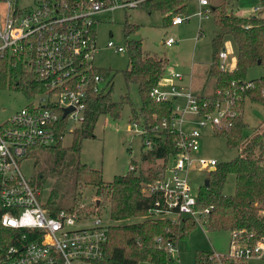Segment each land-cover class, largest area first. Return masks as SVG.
Masks as SVG:
<instances>
[{
  "label": "built area",
  "instance_id": "2783aa9c",
  "mask_svg": "<svg viewBox=\"0 0 264 264\" xmlns=\"http://www.w3.org/2000/svg\"><path fill=\"white\" fill-rule=\"evenodd\" d=\"M142 1L38 0L24 12L6 3L0 21V59H13L11 68L17 63L25 65L27 72L43 84L44 92L37 103L21 108L0 125V206L4 211L0 215V226L18 233L14 243L0 251V264H92L102 258L109 226L100 216L84 212L83 206L73 211H50L40 202V191L21 175L18 165L31 149L55 143L63 110L72 109L63 120L81 122L87 91L91 84L94 88L93 84L101 82L99 77L90 76L95 69L92 61L96 53V15L103 11L134 9ZM193 1L198 7L197 18L210 15V0ZM250 16L264 19V0H259L251 9ZM184 21L186 17L174 16L170 25L177 26ZM174 43L167 38L163 45L168 48ZM106 48L125 52L124 47L115 46L111 41L106 43ZM217 57L218 70L233 69L234 61L229 68L224 64L227 54L223 48ZM181 79L180 74L171 73L170 79L163 78L150 91L154 103L172 104L167 128L175 137L177 154L164 165L160 179L148 190L141 191L143 195L156 192L159 196L148 211L149 217L167 219L174 216L195 220L203 227L210 208L198 210L197 193L193 194L188 184V172L193 166L206 173L214 170L218 163L215 159L197 157L199 141L205 130L214 134L229 129L238 113L230 100L204 101L199 105L198 97L189 88L173 84L172 80L179 82ZM251 87L250 81H243L239 89ZM206 104L211 110L202 112ZM128 129L143 139L145 148L149 149L144 128L131 123ZM229 246L225 255L210 253L206 262L196 264H225L226 260L259 258L264 251V234L250 245L239 243L237 235L233 234ZM166 249L173 254L174 246L170 243Z\"/></svg>",
  "mask_w": 264,
  "mask_h": 264
},
{
  "label": "trees",
  "instance_id": "16d2710c",
  "mask_svg": "<svg viewBox=\"0 0 264 264\" xmlns=\"http://www.w3.org/2000/svg\"><path fill=\"white\" fill-rule=\"evenodd\" d=\"M188 0H144L138 4L146 13L158 12L162 16V23L167 24L172 16L185 13ZM215 10V9H214ZM213 14L218 32L211 39L212 61L207 70V76L213 80L212 96L207 102L230 100L235 106L238 115L232 120V126L214 133L215 136L225 140L227 148L238 149L242 144V131L245 123L242 120L243 102L250 101L264 109V77L251 81L252 87L240 90L245 81L247 69L251 66H264V19L261 17H237L235 15ZM94 32V30H92ZM133 32L131 26L124 25L123 36ZM229 38L235 49L234 67L231 71L218 70L215 59L222 49L221 42ZM128 67L121 71L124 85L136 87L140 105L131 104L128 96L119 97L112 101L110 94L112 85L106 83L107 90L99 89L98 85L104 82L108 72L93 69L90 76H97L101 82L94 88L88 89L87 98L83 105L82 120L79 127L71 133V143L68 147H61V139L65 131V120L59 118L55 133V143L48 147H37L47 151L51 162L49 174H57L63 168L68 157H75L76 164L73 170L75 190L83 186H92L97 206L107 209L108 218L114 224L107 230V241L103 246L102 258L92 264H163L166 257V245H176V242L187 236L194 228L189 219H182L179 223H171L167 219H154L149 217L148 211L153 208L159 199L156 192L143 195L142 189L149 187L160 179L163 167L169 158L177 154L175 137L167 128V121L172 114L171 102L154 103L150 98V91L157 87L166 73L164 60L145 54L138 40H129L124 44ZM13 59H0V89L9 88L22 92L26 97L44 92L42 83L35 80L31 72L11 82ZM25 83H22V81ZM239 96V99L237 98ZM199 100V98H198ZM200 102V101H199ZM201 103H199L200 105ZM127 106L130 113L129 124L134 123L147 131L149 149L145 148L141 139L140 160L148 164L145 173H135L132 163L128 172L123 176H115L111 182L103 183L99 171L92 170L77 161L80 142L82 139L91 138L93 127L99 116L106 115L112 119L119 116V111ZM208 104L202 112H208ZM162 123H165L162 127ZM31 149V150H33ZM30 150V151H31ZM28 152L27 157L30 154ZM154 162H158L153 168ZM228 175L234 178L233 194H222V186ZM46 180L40 174L29 183L38 191ZM205 180L196 194L198 210L210 208L205 216L204 227L206 231H227L230 237L237 235L238 242L253 244L264 234V132L255 134L242 148L240 154L230 161L217 163L214 170L208 172ZM53 190L49 192L45 206L50 211H73L75 208H57L53 204ZM0 206V215L3 213ZM143 218L140 222L122 224L127 220ZM188 220V221H187ZM121 223V224H120ZM17 232L0 226V251L7 245L13 244ZM248 235L251 237L248 238ZM158 239V241H156ZM209 254H195V264L206 262Z\"/></svg>",
  "mask_w": 264,
  "mask_h": 264
},
{
  "label": "rangeland",
  "instance_id": "374dc122",
  "mask_svg": "<svg viewBox=\"0 0 264 264\" xmlns=\"http://www.w3.org/2000/svg\"><path fill=\"white\" fill-rule=\"evenodd\" d=\"M38 0H0V21L5 13V5L9 3L17 10L24 12L30 10ZM124 1V0H122ZM259 4V0H210V7L214 8V15H235L247 18L251 9ZM138 5L135 9L103 11L96 15L95 46L92 64L96 69L107 71L104 82L98 85L103 91L106 83L112 85L111 100L118 101L121 96H128L132 105H140L136 87L124 85L121 71L128 67V57L125 53H117L111 48H106V43L111 41L115 46L124 47L126 41L138 40L142 51L157 59L164 60L166 71L169 74L178 73L183 76V81H191L189 87L191 93L198 97L202 103L210 98L213 93V80L207 76V70L212 61L211 39L217 34L218 29L214 22L213 14L207 17L197 18L198 7L193 0H188L186 11L176 15L187 21L177 26L162 23V16L158 12L146 13ZM124 25H129L133 32L123 36ZM171 38L175 43L171 47H165L163 42ZM221 47L227 54L225 66L229 68L235 59V49L229 38L221 42ZM217 64V59H215ZM27 67L18 63L13 69L11 82H17L18 78H27ZM264 77V66L254 65L247 69L245 81L260 80ZM27 81L24 79L22 83ZM40 94L26 97L22 92L9 88L0 89V125L12 117L21 108L37 103ZM242 120L245 128L242 131V144L238 149L226 147L222 137L209 134L207 130L199 141L197 157L213 158L218 163L230 161L238 156L246 143L255 135L264 132V109L250 101H244L242 105ZM130 113L127 106L119 111V116L112 119L106 115L99 116L92 131V137L82 139L80 142L77 161L88 168L99 171L103 183H109L115 176H123L128 172L129 164L135 169V173H145L148 164L140 160L141 138L130 131ZM79 127L78 123L65 120V131L61 139V147L64 149L71 143V133ZM47 151L33 149L28 157L19 160V171L28 181L35 180L40 174L46 176V180L40 188V202H46L49 192L53 190V205L57 208H75L83 206L84 212L95 213L108 226L113 225L108 218L107 209L95 205L97 198L94 196L92 186H83L75 190L73 170L76 164L75 157H68L63 168L57 174L50 175L51 162ZM159 165L154 162L150 167ZM207 173L198 171L194 166L188 172V184L193 194L202 186ZM234 178L228 175L222 186V194H233ZM96 209V210H95ZM95 211V212H94ZM167 219L173 222L180 221L174 216ZM143 218L121 222L129 224L140 222ZM188 221V220H187ZM194 228L186 237L179 239L174 246L173 254L166 252L163 264H195V254L225 255L229 250L230 235L227 231H206L195 220ZM120 223V224H121ZM139 264H150L141 262ZM225 264H264V251L261 257L247 261L226 260Z\"/></svg>",
  "mask_w": 264,
  "mask_h": 264
},
{
  "label": "crops",
  "instance_id": "0c3cea01",
  "mask_svg": "<svg viewBox=\"0 0 264 264\" xmlns=\"http://www.w3.org/2000/svg\"><path fill=\"white\" fill-rule=\"evenodd\" d=\"M211 8V7H210ZM135 9V8H134ZM214 10V8H211V12ZM182 24V23H181ZM96 27V26H95ZM95 30V29H94ZM171 72V71H170ZM170 72H168L167 73V71H166V73H165V75H164V79L166 78V79H170ZM182 76V75H181ZM173 81V84H175V85H177V86H179L180 88H186V85L187 84H189L190 86H191V81H183V76H182V79H181V81H179V82H176L175 80H172ZM189 88V87H188ZM192 92V91H191ZM193 93V92H192Z\"/></svg>",
  "mask_w": 264,
  "mask_h": 264
},
{
  "label": "water",
  "instance_id": "95a60500",
  "mask_svg": "<svg viewBox=\"0 0 264 264\" xmlns=\"http://www.w3.org/2000/svg\"><path fill=\"white\" fill-rule=\"evenodd\" d=\"M213 10V9H212ZM259 63H257V65H258ZM70 112H72V109L71 108H68V109H65V110H63V112H62V115H61V118L63 119L68 113H70ZM211 172V171H210ZM206 184H207V180H204L203 181V185L204 186H206ZM97 201H96V203H95V205L97 206Z\"/></svg>",
  "mask_w": 264,
  "mask_h": 264
}]
</instances>
